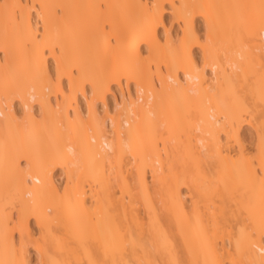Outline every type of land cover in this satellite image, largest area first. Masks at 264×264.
<instances>
[{"label": "bare ground", "instance_id": "6f19581e", "mask_svg": "<svg viewBox=\"0 0 264 264\" xmlns=\"http://www.w3.org/2000/svg\"><path fill=\"white\" fill-rule=\"evenodd\" d=\"M259 101L264 0H0V264H264Z\"/></svg>", "mask_w": 264, "mask_h": 264}, {"label": "rangeland", "instance_id": "374dc122", "mask_svg": "<svg viewBox=\"0 0 264 264\" xmlns=\"http://www.w3.org/2000/svg\"><path fill=\"white\" fill-rule=\"evenodd\" d=\"M73 4V6H75V9H74V14H73V16H74V18L77 20V22L79 21V20H81L82 22H84V23H87L89 20H90V15H89V13L86 11L85 12V7H83V6H81V5H79L78 3H75V2H73V3H71V5ZM75 4V5H74ZM104 6V4L103 3H101V8H102V10H104L103 8H105V7H103ZM78 7V8H77ZM83 9V10H82ZM76 13V14H75ZM89 16V17H88ZM82 17V18H81ZM103 19H106L107 21H108V23L110 22V20H108L107 18H103ZM171 19V17H170V14H165V22H166V24H168V21ZM100 19H98V21H99ZM102 20V19H101ZM106 20H104V22L103 21H99L101 24H104V26L106 27V31L107 32H111L110 30L111 29H113V26H114V23H113V26L111 27V25H110V23L108 24L107 23V21ZM80 21V22H81ZM106 21V22H105ZM81 22V23H82ZM84 23H82V25L84 24ZM89 24H90V22H89ZM88 24V25H89ZM81 25V26H82ZM87 25V24H86ZM84 26H85V24H84ZM108 26V27H107ZM108 28V29H107ZM87 29H89V27L87 28ZM52 60L51 59H49V63L51 62ZM251 102V101H250ZM259 103H260V101H259ZM264 102H261L260 103V105L261 104H263ZM251 104H255V103H253V101L251 102ZM257 105V107H258V102H257V104H255L254 106H256ZM260 107V106H259ZM258 107V108H259ZM262 107V106H261ZM247 131V130H246ZM166 136V135H165ZM126 158H128V159H126ZM130 159V156L128 157H126L125 156V159H124V161H125V163H129V161H127V160H129ZM124 163V162H123ZM123 164V166L125 165V167H127L126 166V164ZM169 165H167V167H168ZM129 167V166H128ZM123 169H125L126 170V168H123ZM128 169V168H127ZM62 172H61V170L59 169V170H57L56 171V173H55V178L57 179V180H59L61 183H63L64 184V181H65V177L61 174ZM127 174V173H126ZM147 174H148V179H149V185L150 186H152V179H151V177H150V174L151 173H149V171L147 172ZM114 176V174L113 175H111V178ZM130 177H131V175L129 176L128 175V180H130ZM132 179V178H131ZM113 180V181H112ZM120 181V182H119ZM121 182H123V181H121V180H116V179H111V188H110V193L111 194H113L112 193V191L114 192V195H113V197L112 198H117L118 200H120L119 198L120 197H122V195H123V197H122V200H124L123 198H127L128 196H127V194H123V193H125L124 192V189H123V191H122V188H123V185L121 184ZM130 185L133 187V185H134V182L132 181V180H130ZM87 184L89 185V183L87 182ZM93 185V184H92ZM64 186V185H63ZM85 186L86 187H88L87 185H86V183H85ZM126 195V196H125ZM125 196V197H124ZM117 200V201H118ZM127 200V199H126ZM126 200H124V201H126ZM30 250L32 251V248H30ZM36 263V260H32V263L31 264H35Z\"/></svg>", "mask_w": 264, "mask_h": 264}]
</instances>
